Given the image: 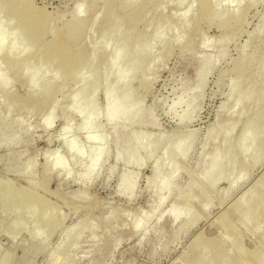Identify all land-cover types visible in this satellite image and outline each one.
I'll return each instance as SVG.
<instances>
[{"label":"rangeland","instance_id":"obj_1","mask_svg":"<svg viewBox=\"0 0 264 264\" xmlns=\"http://www.w3.org/2000/svg\"><path fill=\"white\" fill-rule=\"evenodd\" d=\"M33 1L36 5L44 7L43 9L52 15L54 14V25L59 31L69 21L73 20L71 23L74 27L80 21L84 27L81 37L83 43L97 34L103 21L99 0L94 1L93 6L84 7L78 17H75L72 11L82 0ZM110 1L115 6V14L122 15L123 11L119 7L120 0ZM139 2L150 10L151 15L155 17L158 14L166 16L170 24H173V16L181 11V6L180 8L177 7L172 1L139 0ZM248 4H250L249 0H242L237 6L242 8L241 12L225 29L218 28L216 18L204 17L195 24L191 23L186 29V35H184L190 41V44L187 45L188 49L180 44L181 48L178 41H170L168 44L169 51L164 53L163 58L158 59L152 69H144L139 72L131 81L132 87H136L134 90L138 87V91H135L138 97L137 105L143 110L141 122L132 127L131 143L142 131H147L146 133L151 131L149 134L152 135L160 132L166 136L178 132L184 127L196 129L194 141L185 160L183 170L176 178V187L184 185L189 174L191 175L194 171L196 173L199 168L197 162L201 157V141L207 128H218L223 122L231 118L230 113H228L231 99L226 96L227 86L225 83L229 80L234 67L243 68L242 74L244 76L253 75L257 79L260 91L256 107L264 104V65L260 67L262 60L264 61V0H256L252 5ZM230 8L235 9L232 4ZM197 9V5L194 4L190 13H196ZM93 17L95 20L91 23ZM0 22L6 29L3 43L11 42L17 32L10 33L8 31L7 19L1 10ZM147 22L146 19L140 21L137 24L138 29H147ZM44 35L42 41L49 39V33ZM208 39L209 41L212 39L211 45L210 48H205L201 42L208 41ZM191 44L192 47H190ZM242 45L244 46L242 47ZM156 49L159 50L160 46H157ZM220 50H223L224 54L218 57ZM203 55L213 60L215 64L210 71H207L204 83L199 89L197 86L199 77L195 76L194 69L197 65L201 66L205 63L204 59H200ZM10 62L12 61L3 56L0 58V63L4 67L2 74L4 77H9L7 85L0 87V264H183L194 255V252L189 251V248L195 233L198 230L213 231L216 229L215 221L220 212L264 171L263 156L261 161L251 169L249 175L225 192L221 196V200L216 191L211 190V193L208 194V188L202 185V190L209 199V204L200 210L201 207L198 204L202 198L200 197L195 201L193 209L194 212L198 210L195 213L199 219L185 229L179 225L184 221L183 217L171 221L162 212L175 198V191H172L163 201V204L157 208L159 211L154 212L151 220L149 219L147 223L139 220L142 227L136 231L131 227L132 221L137 216L150 213L151 203L156 198L154 190L145 187V179L151 174L150 158L145 160L142 165L126 164L125 151L128 143L125 139H121L117 146L120 156L119 159H116L113 154V150L115 151L114 137L110 129L105 126L96 128L90 133L92 135L97 133L104 135L105 133L108 147L107 156L102 157L96 171L89 178L79 176L78 171L82 166L81 158L65 149L61 144L63 135L64 139H71V135H73V139L76 136L74 139L76 143L83 141L80 144L84 148L89 147V143L83 139V133L76 129L79 117L74 113L69 115L68 131L64 132L62 129L64 121L60 114L62 110L67 109V105L70 103L67 94L75 86V83L70 80L57 92V108L55 107L54 112L45 119V126H43L41 113L44 109L35 102V95L26 98L25 78L20 71L9 65ZM221 74L225 78H223V83L219 84ZM141 78L147 80L144 81L143 85L140 83ZM116 85V83L113 84V86ZM102 91L99 89L96 96V106L99 108L102 106ZM13 96L21 98L23 104H21V108L12 109L10 107L7 110L6 106ZM63 96L64 98H60ZM220 101L224 103L221 109H219ZM31 103H35L33 105L34 111L27 113L26 105H31ZM150 120H153L154 124L148 123ZM98 121L103 122L102 115L99 116ZM211 146V143H207L204 153H207ZM240 148L245 149L246 156L250 154L252 147L248 146L247 137L242 139ZM52 151H56L62 165L52 164L53 157H55L52 154H50L52 157L50 155L48 158L46 157V154ZM65 170L69 171L67 177H64ZM126 170L134 178V186L130 194L123 192L117 185L119 175ZM6 182H11L13 185L19 186L20 189H25L36 182L44 183L48 192L39 188L37 194L48 199L47 204L54 206L53 209H55L51 215L48 214L47 216L46 214L39 221L34 222L33 214L41 208H36L32 201L25 208L17 204L19 192L16 190L12 191L13 189H11L4 195L3 188ZM216 188L225 189V181L220 180ZM214 194L217 197L214 198ZM200 211L203 213L202 215ZM55 214L61 216L60 224L45 240H39L36 236L40 231L42 222L49 216L57 217ZM81 220L89 221V225L93 223L95 225L93 224L92 231H88L87 228L83 230L76 245L70 251L69 261L61 262L59 257L52 252L65 240V234L63 235L65 230L76 221ZM238 224H240L237 225L238 228H241H239L240 230L244 229V237H249L250 234L248 235V233L250 232L248 231L250 229L246 228L245 230L241 223ZM251 231V235L253 234L251 238L249 237L251 240L247 237L244 239L243 234L241 236L244 243L248 244L246 246L243 243L245 247L251 248L253 244H258L259 249H264V243L259 244L261 241L256 235L258 233ZM255 239L260 242H256ZM263 249L261 250L264 252Z\"/></svg>","mask_w":264,"mask_h":264},{"label":"bare ground","instance_id":"obj_2","mask_svg":"<svg viewBox=\"0 0 264 264\" xmlns=\"http://www.w3.org/2000/svg\"><path fill=\"white\" fill-rule=\"evenodd\" d=\"M0 1H2L0 10L5 13L8 31L10 33L17 32L11 42L4 44L3 36L6 29L0 22V58L3 56L12 61L9 65L20 71L25 78L26 98L35 95V102L44 109L41 113L43 126H45V119L54 112L56 104H58L57 92L65 86L66 82L71 80L75 83V86L67 94L70 103L67 105V109L62 110L60 114L64 121L62 129L64 132L68 131L67 121L69 115L74 113L79 117L76 129L83 133V139L89 143V147L84 148L80 144L83 141L76 143L74 140L76 136L73 139V135H71V139H64L63 135L61 144L65 149L81 158L82 166L78 171L79 176L89 178L96 171L102 157L106 155L108 147L105 133L104 135L101 133L92 135L90 133L96 128L105 126L110 129L114 137L115 151L113 150V154L116 159H119L120 156L117 146L121 139H125L128 143L125 151L126 164L142 165L145 160L150 158L151 174L145 179V187L153 189L156 198L151 203L150 213L137 216L132 221L131 227L136 231L142 227L139 220L147 223L172 191H175V198L162 212L171 221L183 217L184 221L179 224L182 229L190 227L199 219L195 213L198 212L196 207L199 206L195 207L197 211L194 212L193 209L195 201L200 197L202 198L198 204L201 207L200 210L209 204V199L203 192L202 185L208 188L209 191L204 188L208 194L211 193V190L216 191L221 200V196L225 192L245 179L251 169L261 161L264 156V104L256 107L259 100V82L253 75L244 76L242 74L243 68L239 66L232 69L229 80H226L225 83L227 86L226 96L231 99L230 111L228 112L231 118L215 128L217 130L213 127L207 128L203 138L201 136V157L197 162L199 168L196 173L194 171L191 175L189 174L184 185L176 187V178L183 170L185 160L189 155L196 133L195 128L184 127L178 132L167 134L168 136H164L160 132L152 135L149 134L151 131L149 133L142 131L134 138L133 143L130 142L133 135L132 127L141 122L143 115V110L137 105L138 97L135 91L138 87L134 90L136 87L133 88L131 85L133 78L144 69H152L155 62L162 59L164 53L169 51L168 44L170 41H178L179 46L181 44L182 47H187L190 41L184 35H186V29L191 23L195 24L201 18L210 17L217 19L219 29L230 26L231 21L238 17L242 10V8L237 7L242 0H165V2H174L179 8L181 6V11L178 13L176 11L173 16V24H170L164 15L158 14L156 17L151 15L150 10L139 0H120L119 7L123 11L120 16L115 14V6L110 0H99L103 21L97 34L87 41L85 40L86 43L81 40L84 27L80 21L75 27L71 23L73 20L69 21L59 31L54 25V14L44 10V7L36 5L33 0ZM94 1L96 0L78 2L72 11L74 16L78 17L84 7L93 6ZM255 2L256 0H249L251 5ZM194 4L197 5V12L190 13ZM231 4L235 9L230 8ZM148 14L149 17L147 18ZM143 19L148 21L147 29L140 30L137 24ZM94 20L95 17L90 22L93 23ZM45 33H49L50 37L42 41ZM209 39L202 41L201 45L205 48L209 47L212 40L209 41ZM157 46H160L159 50L156 49ZM192 46L191 44L190 47ZM223 54L224 51L220 50L218 57ZM189 56L191 55L189 54ZM200 59H204L205 63L201 66L197 65L194 69L195 76L199 77V83H197L199 89L204 83L207 71H210L215 64L207 56L203 55ZM263 65L264 61L262 60L260 67ZM3 70L4 67L0 63V87L6 86L9 78L3 76ZM223 78L225 77L221 74L219 84L223 83ZM144 81L145 78H141L140 83L143 85ZM114 83L117 85L113 86ZM99 89L103 90L100 108L96 106V96ZM60 98H64V96ZM22 102L21 98L13 96L6 108L7 110L10 107L12 109L21 108ZM34 104L26 105L27 113H32ZM223 104V102L219 104V109L223 108ZM100 115L103 116V122L98 121ZM148 123L154 124V121L150 120ZM238 125L240 126L235 132ZM10 127L13 128L14 126ZM127 128L128 130H126ZM246 137L248 146L252 147L248 156L245 155V149L240 148L242 139ZM207 143H211L212 146L208 152L206 151L207 153H204ZM50 154L55 156L52 161L53 165H62L56 151L46 154V157L48 158ZM68 174L69 171L65 170L64 177H67ZM220 180L225 181V189L216 188ZM252 181L220 212L215 221L216 229L213 231L198 230L195 233L189 248V251H193L194 255L189 260H184L183 264H264V252L261 250L263 248L259 249L255 241L252 242L257 245L253 244V247L246 248L244 239L247 236L244 237V229L240 230L241 228L237 227L240 225L238 223H241L245 230L246 228L250 229L248 231L250 238L253 235H251V230L254 233L257 232L256 235L261 241L259 244L264 243V171ZM117 185L127 194L132 192L134 178L129 171L121 172ZM39 188L48 192L44 183L36 182L25 189H20L19 186L6 182L3 194L6 195L11 189L18 191L19 196L16 203L24 208L31 201L34 202L36 208H41L33 214V220L37 222L44 215H51L55 209H53L54 206L47 204L48 199L37 194ZM200 214L203 213L200 211ZM55 216L57 215L55 214ZM61 219V216L54 217V215L45 218L36 237L41 241L45 240L60 224ZM88 223L89 221L84 220L76 221L65 230L63 233L65 240L52 252L59 257L61 262L69 261L70 251L76 245L83 230L87 228L88 231H92L94 223L91 225ZM245 234L247 235V233ZM250 238L249 240H251Z\"/></svg>","mask_w":264,"mask_h":264}]
</instances>
